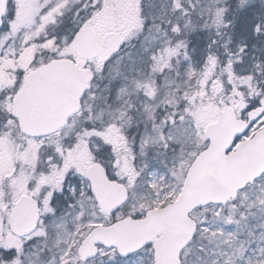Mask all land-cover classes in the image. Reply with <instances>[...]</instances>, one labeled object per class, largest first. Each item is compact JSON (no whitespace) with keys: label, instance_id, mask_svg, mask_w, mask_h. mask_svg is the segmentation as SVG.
Masks as SVG:
<instances>
[{"label":"snow or ice","instance_id":"snow-or-ice-1","mask_svg":"<svg viewBox=\"0 0 264 264\" xmlns=\"http://www.w3.org/2000/svg\"><path fill=\"white\" fill-rule=\"evenodd\" d=\"M0 264H264V0H0Z\"/></svg>","mask_w":264,"mask_h":264}]
</instances>
